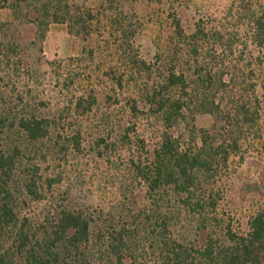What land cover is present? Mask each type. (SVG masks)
Segmentation results:
<instances>
[{
	"label": "trees",
	"instance_id": "1",
	"mask_svg": "<svg viewBox=\"0 0 264 264\" xmlns=\"http://www.w3.org/2000/svg\"><path fill=\"white\" fill-rule=\"evenodd\" d=\"M126 2L0 0V264H264V186L230 196L264 132L255 71L223 25L146 39ZM51 25L83 48L40 73Z\"/></svg>",
	"mask_w": 264,
	"mask_h": 264
},
{
	"label": "rangeland",
	"instance_id": "2",
	"mask_svg": "<svg viewBox=\"0 0 264 264\" xmlns=\"http://www.w3.org/2000/svg\"><path fill=\"white\" fill-rule=\"evenodd\" d=\"M125 14L133 22H142L139 34L146 39L160 36L162 41L171 33L172 27L178 23L180 31L184 34L181 45H188L190 37L184 26L193 24L223 25L224 35L233 38L232 56L227 52L230 59H236L244 71L254 70L253 82L261 93V115L264 121V48L260 50L254 46L252 40V27L250 20L252 16L264 19V0H161L158 4L147 3L142 0H127L125 3ZM11 14L8 10H0V23L9 22ZM138 20V21H137ZM162 29L158 30V23ZM2 36L0 34V41ZM30 41L27 40L28 44ZM83 43L67 32L64 25H51L48 29L41 52L38 48L29 49V64L32 70L40 73L46 72L45 63L62 61L68 58L80 57ZM230 51V50H229ZM218 58H224L222 53L217 54ZM197 124L200 128L208 129L212 125L209 116L200 115L197 117ZM253 152L245 155L238 175L235 177L234 189L230 196L233 200L238 195L254 191L264 186V132L263 130L254 137L252 141ZM78 174L84 178L87 174L83 164L78 169ZM86 181L87 179L84 178ZM249 194V193H248Z\"/></svg>",
	"mask_w": 264,
	"mask_h": 264
}]
</instances>
